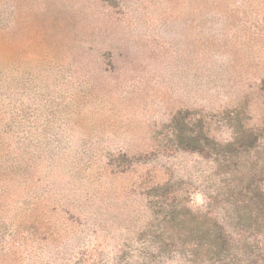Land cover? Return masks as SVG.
<instances>
[{
    "label": "rangeland",
    "instance_id": "rangeland-1",
    "mask_svg": "<svg viewBox=\"0 0 264 264\" xmlns=\"http://www.w3.org/2000/svg\"><path fill=\"white\" fill-rule=\"evenodd\" d=\"M0 264H264V0H0Z\"/></svg>",
    "mask_w": 264,
    "mask_h": 264
}]
</instances>
